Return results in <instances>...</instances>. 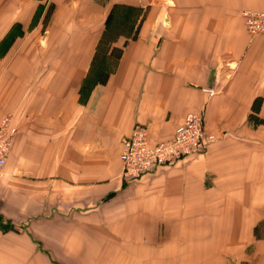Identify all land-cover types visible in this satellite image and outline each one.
<instances>
[{
    "label": "crops",
    "instance_id": "0c3cea01",
    "mask_svg": "<svg viewBox=\"0 0 264 264\" xmlns=\"http://www.w3.org/2000/svg\"><path fill=\"white\" fill-rule=\"evenodd\" d=\"M264 0H0V264H264ZM187 113L200 150L122 177Z\"/></svg>",
    "mask_w": 264,
    "mask_h": 264
},
{
    "label": "built area",
    "instance_id": "2783aa9c",
    "mask_svg": "<svg viewBox=\"0 0 264 264\" xmlns=\"http://www.w3.org/2000/svg\"><path fill=\"white\" fill-rule=\"evenodd\" d=\"M242 14L245 29L250 36L264 35V11H245ZM9 118V115H5L0 121V174L6 163L12 138L17 132ZM212 138L213 135L205 132L202 117L198 113H187L175 127L170 140L153 145L149 143L145 126L135 124L129 136L124 139L120 151L121 175L126 180L136 179L157 166L197 152L205 141Z\"/></svg>",
    "mask_w": 264,
    "mask_h": 264
},
{
    "label": "trees",
    "instance_id": "16d2710c",
    "mask_svg": "<svg viewBox=\"0 0 264 264\" xmlns=\"http://www.w3.org/2000/svg\"><path fill=\"white\" fill-rule=\"evenodd\" d=\"M258 99H255L254 102H253V112L250 114L249 118L252 120L253 124H257V123H263L264 120L259 118L257 115H256V111H257V108H258Z\"/></svg>",
    "mask_w": 264,
    "mask_h": 264
},
{
    "label": "rangeland",
    "instance_id": "374dc122",
    "mask_svg": "<svg viewBox=\"0 0 264 264\" xmlns=\"http://www.w3.org/2000/svg\"><path fill=\"white\" fill-rule=\"evenodd\" d=\"M245 11H264V10H249V9H244V10H242L241 11V17H242V20H243V12H245ZM244 22V21H243ZM244 24V23H243ZM244 28H245V26H244ZM246 30V29H245ZM247 32V31H246ZM248 34V33H247ZM249 35V34H248ZM250 36V35H249ZM5 115H9L11 118H9L10 119V122H11V124H13L12 123V116L10 115V114H5ZM15 137V136H14ZM13 137V138H14ZM13 138H12V141H13ZM214 139V136H213V138L211 139V140H213ZM12 141H11V144H12ZM11 144H10V148H11ZM10 148H9V151H10ZM202 148V147H201ZM200 150V149H199ZM9 153V152H8ZM194 154V153H193ZM2 172H3V170H2Z\"/></svg>",
    "mask_w": 264,
    "mask_h": 264
}]
</instances>
